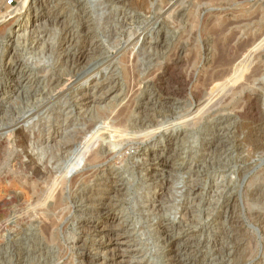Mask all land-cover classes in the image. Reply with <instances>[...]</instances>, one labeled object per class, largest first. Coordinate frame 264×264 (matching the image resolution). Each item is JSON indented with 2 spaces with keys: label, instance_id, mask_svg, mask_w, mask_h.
<instances>
[{
  "label": "rangeland",
  "instance_id": "1",
  "mask_svg": "<svg viewBox=\"0 0 264 264\" xmlns=\"http://www.w3.org/2000/svg\"><path fill=\"white\" fill-rule=\"evenodd\" d=\"M19 1L10 9H16ZM75 1L76 0H38L30 10H34L33 14L28 13L29 15H27L26 18L24 17L25 14H22L23 16H17L6 23L0 24V264H18V253L21 251V245H19L20 240L29 239V237H26L30 235L29 230L31 224L35 227L36 224H41L39 216L35 217V219L33 218L35 221H33L32 218L29 219L30 221L27 220L29 223H32H30V225L27 223L26 227H24L23 224L20 226L21 224H16L14 221L15 215L19 211L18 209H21L19 200L23 199L22 201L27 203L31 198L29 183H22L23 170L20 166L23 167L32 162L31 164L38 170L43 168L41 172L45 171L44 167L50 170L53 169L50 165L46 166L44 163L45 161H38V156L41 154L40 148L36 150L34 147L26 149L21 147V142L25 140L26 142L27 140L32 142L37 140L44 144L47 143L45 145L42 144V148L46 147L44 151H47V154L55 152L58 155L60 152L61 154L59 153V155H62L63 159L61 161L62 164L59 163L58 166L62 165V173L67 172L63 188L64 186H68L71 179L73 183L76 182L73 185L71 184L70 187H65L63 191V197L66 201L65 211H62L64 216L62 215L63 218L58 224V229H55V237L53 236L52 239L56 242L58 240V242H53L51 245L50 242H47L50 241L49 239L40 237L41 240L38 239L36 242L27 243L28 249L31 247L36 248L38 241L40 245L49 243L48 246L50 248H45L43 246L39 247L45 248L46 250L44 252L50 249L49 256L51 258H49V261L51 262L47 264H80L81 259L78 254L81 252L80 250H82L79 249L80 247L82 248V243L92 252L93 246L91 245L93 244V237L85 230L86 228L81 223L84 214H81L77 208V201L80 197V191L77 189L79 185L81 186L83 182L86 181L87 196L101 197L105 193L103 191L105 187H101L100 184H105L104 174L108 170L115 172L121 180L120 184H123L126 189L123 193L115 191L108 193L106 201L107 204H118L116 205L117 208L115 207L116 209H112V214L115 215L116 212L121 219L123 218L122 221H126H124V223L128 228L126 230L124 229L125 231H119L117 233L116 251L121 253L124 250H132L134 251V255L137 254L136 257L130 254L124 261H130V263L133 261L134 263L138 260L141 264H165L161 254V244L159 240H157L159 236H156L157 234L153 230L151 231V229L154 228L153 225L163 220L166 223L177 224V222L181 221L183 218L188 205L189 208L192 207L190 209V213H192V222H190V225L192 223L196 228L207 229L209 224H215L216 222H222L221 224L228 226L227 228H239L233 238L229 235L228 239H226V245L230 251L228 250V253L225 255L226 257L224 255L220 256L223 258L224 264H264V0H128L127 4L129 5V11H127V13L130 15L126 22L123 21V17L121 16V13L124 11V8L121 7L122 4L109 6L102 0H81V6L79 4L78 6L77 4L75 5ZM176 1L177 3L174 8L172 7L170 11H168L169 14L163 16V11L171 7ZM57 4L58 6H62L63 9L57 11L54 8V5ZM33 15H37V21H35V19L33 21ZM49 15L57 16L58 20H63V26L48 23L44 17ZM83 15L87 17L90 23V25H88V31L92 34L93 43L101 47H99L100 49L96 54H89L90 56H88L86 62L81 65L82 71H78L75 75L69 73L67 70L69 66L67 67V64L61 65L57 61L56 54H54L55 51L50 52L49 48V51H47L42 50L41 47L35 48L31 45H25L24 47L22 44L17 46L13 44L11 48L8 45L7 36L13 31L12 24L19 17L25 18L23 21L26 24L22 23L24 26V33L29 36L35 29L43 31L41 36H45L43 41L44 44L46 46L50 45L53 50L58 49L57 47L61 45L62 38L66 35V31L63 30L64 23L65 26L70 28L69 31L72 32L68 31L69 34L75 35L76 41H80L81 43V39L85 34V29L81 21ZM39 16H41L42 19ZM9 22L10 24H8ZM159 27H162L163 31L158 35L157 28ZM65 30L67 29L65 28ZM36 35L37 34H34L33 36L35 37ZM248 38L250 42H248ZM150 39L152 41L162 39L164 44H166H163V49L156 50L153 48V50L150 47L149 49L146 42L148 43ZM178 50H181V59H183V63L181 62V65L176 67V74L179 73L181 75L180 77L185 80L187 79L183 94L179 93L181 89L178 86L179 83L167 76L166 79H169V86L171 85V88H174L176 92H166L156 88L152 91V97L160 101L163 106L165 105L164 107L169 108L172 106L177 109L178 114L180 113L179 115L177 114L176 117L164 121L162 127L164 129L167 126H180L175 130L180 134L177 137L175 136L176 138L174 139V143H176L175 151H178L180 154V160L177 163L180 164L182 159L185 160V163H192V166L194 161L197 163L198 168L196 170L198 173H195V175H198V198L193 205L190 204V199L192 198L189 186L192 179L191 172H188V169L183 171L170 170L171 174L167 179L168 184L164 185L161 191V195L163 196L162 199H164L165 204L163 203V206L160 208L162 212L160 211L156 214L146 212L144 209V203L147 198L153 197L156 190L150 185V182L145 179V166L142 164V157L148 150H160L159 143L162 142L160 137L141 141V139L131 140L132 136L127 134L124 137L125 142L122 145H118L116 148L112 146V143L114 144L115 142H110V139L104 140L108 142V144L110 143L109 145L111 148H114L115 155L113 154V157L109 156L106 159L107 161L105 160L90 171L81 169L83 163L79 153L84 145H81V143L77 145L76 143L66 141L77 134L78 128L81 129L83 127L82 129H84L83 124L87 119L86 115L90 113L89 110L93 111V108L89 110L84 108L83 110V106L79 101L80 94L76 92L78 90L74 88V84L77 85V82L80 83V80L86 72H97L100 70L98 77L97 75L95 77L98 82H102L110 76L114 77V81L110 87L104 90L105 92L113 87L114 92H112L109 99L100 104L106 109L109 106V111H113L118 107L117 104L120 102L122 103L119 105L125 103L126 99L132 98L131 100L134 103L143 92V83L147 79L146 76L149 73L162 72L163 68L173 60V55H175L174 51ZM10 51H16V60L19 61L26 70L35 75L37 82L40 79L44 80L47 75L54 80L57 76L62 77L63 82L60 83L58 87L54 85V90L52 92L47 91L48 89L45 88L42 92L44 95L42 94L40 97L33 99L26 97L27 95L24 92L18 95L19 97H17L15 93L11 94L8 89H5L8 83H10L9 77L6 76V72L8 73L9 71L8 64L15 60V58L13 59L10 56ZM224 67L225 70L230 71H226L225 77L227 79L229 78L232 84L229 83L226 87L221 88V81H216V79L211 81L210 74L216 75L219 71L221 72L224 70ZM253 74L255 76H251ZM135 75L140 76L137 82L136 80L138 77L136 78ZM145 77L146 79L143 80ZM42 80H40V82H42ZM89 82L90 84L87 86L89 89L87 87L82 88L83 93H86V89L88 92L91 91V87L96 81L93 77ZM206 83L208 84L206 85ZM209 86L212 88L210 89L211 92L212 90L214 92H210ZM235 89L238 90L236 91ZM100 93L97 94L95 92L97 96H101ZM174 94H176V96ZM5 95L6 97H4ZM9 95H11V98ZM11 100L13 101L11 102ZM217 100H219V103ZM197 101L198 104H195ZM5 107L8 110H5ZM231 111L233 112L231 113ZM222 114L223 116L228 115L230 117V120L224 125L227 127V132L225 134H228L227 139L229 143L226 144V146L229 148H223L221 151L217 150V153H215L216 151L210 152L205 147L204 141L216 135L219 127L218 124L220 123L219 118L222 117ZM5 115H8L10 118H8V116L5 117ZM81 115L85 116L82 117ZM181 117H184V119H179ZM95 125L93 128L94 133L105 128L104 121H100ZM211 125L213 127H211ZM138 136L142 137L140 134H138ZM114 138L116 139L117 136ZM68 152L69 154H67ZM171 155H173V152L170 156ZM219 158H221V160ZM196 170L194 169L193 172ZM26 173L24 175L26 177L28 176L30 180L34 178V172L31 174V171L29 172V170H26ZM101 181H104V183ZM120 184L118 183V185ZM27 187L29 189H27ZM51 188L52 187L48 186L44 191L42 190L40 202L43 203L49 198L48 195L51 193ZM210 188H214L213 192L215 193L209 195L212 196L210 199L212 201L210 206H212H209V211H206V204L208 203L206 197L211 190ZM21 190H23L24 193H22ZM26 190L27 193L25 192ZM11 197L13 200L10 199ZM228 197H231L234 201L225 217H228V219L233 218V223H228V219L223 218L225 214L224 211H222L224 210L223 202ZM3 201L10 202L2 207L1 203ZM205 211L207 213H212L211 215L208 213L211 218L207 217ZM80 214L83 216L80 217ZM91 214L94 215L95 213L92 212ZM37 218L38 220H36ZM216 232L218 233V231ZM217 235L210 234L209 236L212 239ZM121 241H123L124 244ZM129 241H131L132 244L126 243ZM232 242L236 245H232ZM228 243L232 245V247ZM18 249L20 251H18ZM233 252H235V254H233ZM43 259L40 258L39 262L38 258V261H34L29 257L26 259L27 261L24 260V263L22 261L21 264H30V261L32 264H44L42 262Z\"/></svg>",
  "mask_w": 264,
  "mask_h": 264
},
{
  "label": "bare ground",
  "instance_id": "2",
  "mask_svg": "<svg viewBox=\"0 0 264 264\" xmlns=\"http://www.w3.org/2000/svg\"><path fill=\"white\" fill-rule=\"evenodd\" d=\"M19 1V0H18ZM38 0H21L18 3V7L16 9H10L11 7H9L5 1H2L0 3V24L2 23H6L9 20L14 19L17 16H20L22 14H25L24 17L26 18L27 15L33 14V11H30L33 7V5L37 2ZM60 1V0H59ZM74 1V0H73ZM104 3L110 5H120L122 4V8H124V11L121 13V16L123 17V21L126 22V20H128V13L127 11H129L128 8V0H102ZM131 1V0H130ZM226 1V0H224ZM42 2V1H41ZM173 2V1H172ZM51 3V2H50ZM81 0H76L75 1V5L79 4L81 6ZM130 3V2H129ZM177 1L171 5V7H169L167 10L163 11V16L169 14L168 11H170V9L176 5ZM47 4V3H46ZM49 4V3H48ZM54 4V3H53ZM39 5V4H38ZM50 5V4H49ZM78 5V6H79ZM44 6V5H43ZM40 7V6H39ZM113 7V6H112ZM179 7V6H178ZM53 8V7H51ZM54 8L57 11L62 10V6H58L54 5ZM87 8V7H86ZM49 9V8H48ZM77 9V8H76ZM141 9V8H140ZM145 10V9H144ZM70 11V10H69ZM81 11V10H80ZM89 12V11H88ZM157 12V10H156ZM161 12V10H160ZM159 12V13H160ZM59 13V12H58ZM63 13V12H62ZM82 13V12H81ZM147 13V12H146ZM158 13V14H159ZM68 15V14H67ZM23 16V15H22ZM169 16V15H168ZM255 16V15H254ZM18 18L15 20V22H13V31H11V33L7 36L8 40L7 42L9 43L8 45L11 46L13 44H15V46L17 45H31L33 47H41L42 50H48V48L50 49V52H54V54H56V58L57 61L62 65V64H67L68 67V71L69 73L72 74H77L78 71H82V66L86 60L88 59V56H90L89 54H96L97 51L100 49L98 44L93 43V37L92 34L89 33L88 29L90 23L87 19V17L85 15H83L81 17V21H82V25L85 29V34L83 35V38L81 39L82 42L80 43V41H76V37L75 35H72L71 31H69V27L65 26L64 23V31H66V35L62 38L63 40L61 41V45H59L57 48V50H53L52 47H50V45L46 46L44 44V38L45 36H41L43 31L39 30V29H35L33 30V33L31 35H27L26 33H24V26L22 25V23H25L23 20L25 18ZM33 21L35 19V21H37V15H33ZM41 17V16H39ZM62 17V16H61ZM159 17V16H158ZM161 17V16H160ZM117 18V17H116ZM151 18V17H150ZM162 18V17H161ZM167 18V17H166ZM179 18V17H178ZM42 19V17H41ZM45 20H47L48 23L50 24H58L63 26V20H58L57 16H47L44 17ZM76 19V18H74ZM133 21V20H132ZM159 21V20H158ZM170 21V20H169ZM11 22V21H10ZM10 22L8 24H10ZM28 22V21H27ZM30 23V22H29ZM44 23V22H43ZM42 23V24H43ZM174 23V22H173ZM172 23V24H173ZM246 23V22H245ZM26 24V23H25ZM71 24V23H70ZM73 24V23H72ZM239 24V23H238ZM241 24V23H240ZM55 25V26H56ZM68 25V24H67ZM159 25V24H158ZM237 25V24H236ZM28 26V24H27ZM163 26V25H162ZM226 27V26H225ZM26 28V27H25ZM50 28V27H49ZM65 28L67 30H65ZM157 32L158 35L160 33H162V27L157 28ZM121 30V29H120ZM138 30V28H137ZM71 32L69 34V32ZM120 32V31H119ZM144 32V31H143ZM234 32V31H233ZM34 34H37L35 37L33 36ZM111 34V33H110ZM176 34V33H175ZM232 37V36H231ZM251 38V37H250ZM249 39V38H248ZM259 39V38H258ZM248 42H250V39L248 40ZM253 42V41H252ZM251 42V43H252ZM255 42V41H254ZM79 43V44H78ZM246 43V42H245ZM250 43V44H251ZM148 48H155L157 49H163L164 48V41L162 39H157L156 41H152L150 39V41L147 43ZM164 44V45H163ZM249 44V45H250ZM145 45V42H144ZM14 46V47H15ZM256 46V44H255ZM259 46V45H258ZM240 47V45H239ZM248 47V46H247ZM149 48V49H150ZM241 48V47H240ZM259 48V47H258ZM13 49V48H12ZM246 49V48H245ZM249 49V48H248ZM254 49V48H253ZM261 49V48H260ZM16 50V49H15ZM40 50V49H39ZM154 50V49H153ZM36 51V50H35ZM41 51V50H40ZM240 51V50H239ZM14 52V53H13ZM161 52V51H160ZM175 55H173V60L170 61V63L168 65H166V67L163 68L162 72H156V73H149L146 77L143 79L145 80L143 83V92L141 94V96H139L133 103V101L131 99H126V102L119 105L117 104L118 107H116L115 110L113 111H109V106L108 108H103L100 104L109 99L110 95L112 94V92H114L113 87H111L109 90L105 91L104 90L106 88H109L110 85L113 83L114 81V77L110 76L108 79H105L102 82H98V80H96V75L98 77L100 70L97 72L94 71H89L86 72L85 75L83 76V78L80 80V83L77 82V85L74 84V88L77 89L80 94V99L79 101L81 102V105L83 106V110L84 108L86 110H89L90 108H93V111H90V113H88L87 119L85 120L83 126L84 129H79L77 131V134L74 135V137H72L71 139H69L66 142H71V143H76L77 145H79L78 143H81V145H84L81 152L79 153L80 157H81V161H82V167L81 169H87V170H91L94 169L96 166H98L99 164L103 163L109 156L113 157L112 155L114 154V148H111V146L108 144V142L104 141L107 139H110V142H115L114 144L112 143V146H115V148L118 145H122L125 140L124 137L125 135H131L132 139L131 140H136V139H141V141H147V140H151L153 138L156 137H160L162 139V142L159 143V147L160 150H156V151H149L146 152L145 154H143L142 157V164L145 166V179L150 182V185L156 190L154 193V196L151 198H147L146 202L144 203V209L146 212H151V213H158L160 212L162 209L161 206H163V203L165 202L163 198V196L161 195V191L163 190L162 187L164 185L168 184V177H170L169 175L171 174V171H183L188 169V172L190 171L192 174V179L190 181V192H191V199H190V204L193 205V203H195V201L198 198V184H197V179H198V175H195V173L197 174V168L198 165L197 163H195L192 166V163H185L181 157V163L178 164L177 162L180 160V154L178 153V151H175V147H176V143H174V139L180 134H178V131L176 132L175 130L178 129L180 126L176 125L173 127H166L163 129V122L166 120H169L172 117H176L177 116V109L170 106L168 107H164L163 104L160 101L155 100L152 97V91L154 89H159V90H164L166 92H176L174 91V88H171V85L169 86V79H166V77H170L173 78L172 80L176 81L177 83H179V87L181 88L178 92L182 93L184 92V87L187 84V79H183L182 77H180L181 75L177 73L176 67L181 65L180 63L182 62L183 59H181V50L178 51H174ZM173 52V53H174ZM243 52V50H242ZM251 52V51H250ZM258 52V51H256ZM260 52V51H259ZM38 53V52H37ZM244 53V52H243ZM10 56L15 60H13L12 62H10L9 67H8V73L6 72V76H8L7 78L9 79L10 83H8V86L5 89H8L9 92L12 94H17V97H19L18 95H20L21 93H25L29 98H37L40 97L44 91L45 88H47V91L52 92L54 89V85L55 87H58L60 83L63 82L62 77H55L56 79L54 80L53 78H51L50 76H45L44 80H42V82H40V80L37 82L35 75L32 74V72L26 70L22 64H20L19 61L16 60L17 58V53L16 51H10ZM52 54V53H51ZM53 54V55H54ZM88 54V55H87ZM132 54V53H131ZM135 56V55H134ZM175 56V58H174ZM244 56V55H243ZM247 56V55H246ZM253 56V55H252ZM129 57V56H128ZM241 57V56H240ZM245 57V56H244ZM130 58V57H129ZM168 58V57H167ZM10 59V58H9ZM128 59V58H127ZM135 59V58H134ZM234 59V58H233ZM12 60V59H11ZM19 60V59H18ZM43 60V59H42ZM147 60V59H146ZM240 60V59H239ZM56 61V62H57ZM234 61V60H233ZM243 61V60H242ZM132 62V61H131ZM134 62V61H133ZM155 62V61H153ZM183 63V62H182ZM223 63V61H222ZM226 63V62H225ZM234 63V62H233ZM190 64V63H189ZM228 64V63H227ZM223 65V64H222ZM225 66V65H223ZM62 67V66H61ZM233 67V66H232ZM60 68V65H59ZM127 68V67H126ZM132 68V67H131ZM147 68V67H146ZM222 68V67H221ZM108 69V68H107ZM129 69V68H128ZM223 69V68H222ZM227 69V68H226ZM239 69V68H238ZM102 70V69H101ZM220 70V69H219ZM258 70V69H257ZM261 70V69H260ZM160 71V70H159ZM226 71L229 70H222L221 72L219 71V73H217L216 75H211L210 80L213 81L216 79V81H221L220 85L221 88L226 87L231 80H229V78L227 79L226 76ZM237 71V70H236ZM54 72V71H53ZM61 72V71H60ZM154 72V71H152ZM217 72V71H216ZM215 72V73H216ZM230 72V71H229ZM238 72V71H237ZM2 73V72H1ZM45 73V72H44ZM52 73V72H51ZM94 73V74H93ZM55 74V73H54ZM59 74V73H58ZM66 74V73H65ZM93 74V75H92ZM133 74V73H132ZM249 74V73H248ZM257 74V73H256ZM64 75V74H63ZM92 75V76H91ZM95 75V76H94ZM237 75V74H236ZM235 75V76H236ZM62 76V75H61ZM115 76V75H114ZM136 76V75H135ZM229 76V75H228ZM251 76H255L254 74ZM2 77V76H1ZM64 77V76H63ZM94 77V80L96 81L95 84L92 85L91 87V91L88 92V90L86 89V93H83L82 88H86L89 84H90V80ZM116 77V76H115ZM130 77V76H129ZM138 77V78H137ZM186 77V76H185ZM216 77V78H215ZM232 77V76H230ZM137 80L136 82L139 80L140 76L137 75L136 76ZM133 79V78H132ZM207 79V77H206ZM238 79V78H237ZM249 79V78H248ZM244 80V79H243ZM210 81V82H211ZM235 81V80H234ZM249 81V80H248ZM251 81V80H250ZM131 82V81H130ZM208 82V81H207ZM218 82V84H219ZM140 83V82H139ZM216 83V82H215ZM253 83V82H252ZM173 84V83H172ZM208 83H206L207 85ZM214 84V83H213ZM217 84V85H218ZM232 84V83H230ZM236 84V83H235ZM43 85V87H42ZM131 85V84H130ZM135 85V84H134ZM116 86V85H115ZM129 86V85H128ZM173 86V85H172ZM231 86V85H230ZM235 86V85H234ZM139 87V86H138ZM205 87V86H204ZM209 90L212 89L211 86H209ZM72 88V87H71ZM88 88V87H87ZM135 88V87H134ZM206 88V87H205ZM214 88V87H213ZM218 88V87H216ZM220 88V86H219ZM232 88V87H231ZM68 89V88H67ZM89 89V88H88ZM219 90V89H218ZM231 90V89H230ZM236 90V89H235ZM238 90V89H237ZM236 90V91H237ZM4 91V89H3ZM46 91V92H47ZM67 91V90H65ZM64 91V92H65ZM69 91V90H68ZM137 91V90H135ZM201 91V90H200ZM232 91V90H231ZM6 92V91H5ZM91 92V93H90ZM95 92L98 94L100 93L101 96H97L95 94ZM156 92V91H155ZM177 92V93H178ZM204 92V91H203ZM209 92V91H208ZM211 92V90H210ZM212 92H214L212 90ZM211 92V93H212ZM227 92V91H225ZM230 92V91H229ZM4 93V92H3ZM217 93V92H216ZM5 94V93H4ZM50 94V93H49ZM128 94V93H127ZM131 94V93H130ZM165 94V93H164ZM224 94V93H223ZM44 95V94H43ZM47 95V94H46ZM155 95V94H154ZM176 96V94H174ZM191 95V94H190ZM211 95V94H210ZM11 95H9L10 97ZM16 96V95H15ZM133 96V95H132ZM179 96V95H178ZM6 97V95L4 96ZM13 97V96H12ZM43 97V96H42ZM59 97V96H58ZM72 97V96H71ZM131 97V96H128ZM183 97V96H182ZM194 97V96H193ZM196 97V96H195ZM198 97V96H197ZM209 97V96H208ZM253 97V96H252ZM11 98V97H10ZM220 98V97H219ZM224 98V96H223ZM226 98V95H225ZM1 99V98H0ZM17 99V98H16ZM28 99V98H27ZM73 99V98H72ZM197 99V98H196ZM218 99V98H217ZM38 100V99H37ZM205 100V99H204ZM223 100V99H222ZM228 100V97H227ZM13 100H11L12 102ZM16 101V100H15ZM28 101V100H27ZM36 101V100H35ZM125 101V100H124ZM193 101V100H192ZM208 101V100H207ZM219 100H217L218 102ZM7 102V101H6ZM78 102V101H77ZM195 102V101H194ZM212 102V101H211ZM224 102V101H223ZM9 103V102H8ZM15 103V102H13ZM12 103V104H13ZM50 103V102H49ZM79 103V102H78ZM161 103V104H160ZM213 103V102H212ZM219 103V102H218ZM226 103V102H225ZM244 103V102H243ZM16 104V103H15ZM47 104V103H46ZM198 104V101L197 103ZM215 104V103H214ZM227 104V103H226ZM225 104V105H226ZM241 104V103H240ZM9 105V104H7ZM6 105V106H7ZM171 105V104H170ZM211 105V104H210ZM213 105V104H212ZM3 106V105H2ZM16 106V105H15ZM23 106V105H22ZM30 106V105H29ZM112 106V103H111ZM175 106V105H174ZM197 106V105H196ZM10 107V106H9ZM209 107V105H208ZM6 108V107H5ZM112 108V107H111ZM13 109V108H12ZM11 109V110H12ZM19 109V108H18ZM114 109V107H113ZM179 109V107H178ZM5 110H8L7 108ZM10 110V109H9ZM26 110V109H25ZM206 110V108H205ZM15 111V110H14ZM17 111V110H16ZM67 111V110H66ZM180 111V110H179ZM5 112V111H4ZM86 112V111H85ZM233 111H231L232 113ZM2 113V112H1ZM11 113V112H10ZM60 113V112H59ZM226 113V112H225ZM3 114V113H2ZM8 114V113H7ZM86 114V113H85ZM180 114V113H179ZM178 114V115H179ZM238 114V113H237ZM1 115V114H0ZM232 115V114H231ZM243 115V114H242ZM3 116V115H2ZM8 116V115H7ZM5 115V117H7ZM11 116V115H10ZM82 116V115H81ZM85 116V115H83ZM82 116V117H83ZM90 116V118H89ZM194 116V115H193ZM200 116V115H199ZM241 116V115H240ZM262 116V115H261ZM12 117V116H11ZM15 117V116H14ZM215 117V116H214ZM251 117V116H250ZM4 118V117H3ZM2 118V119H3ZM8 118H10L8 116ZM16 118V117H15ZM89 118V119H88ZM195 118V116H194ZM200 118V117H198ZM6 119V118H4ZM175 119V118H174ZM179 119H184V117H181ZM211 119V118H210ZM9 120V119H7ZM5 120V121H7ZM11 120V119H10ZM30 120V119H29ZM220 123L218 124V129L216 132V135L213 138L208 139L207 141H204V145L207 148L208 151L213 152L216 151L215 153H217V150L221 151V149L225 148L226 149V144L229 143V140L227 139L228 134L226 135L225 133L227 132V127H225L224 125L230 120V117L228 115L223 116L219 118ZM237 120V119H236ZM100 121H104L105 122V128L102 130H100L99 132L96 131V133H94V125ZM187 121V120H186ZM189 121V120H188ZM213 121V120H212ZM21 122V121H20ZM200 122V121H199ZM234 122V121H233ZM260 122V121H259ZM14 123V122H13ZM29 123V122H28ZM103 123V122H102ZM182 123V122H180ZM17 124V123H16ZM15 124V125H16ZM19 124V123H18ZM166 124V123H165ZM174 124V123H173ZM172 124V125H173ZM183 125V124H181ZM216 125V124H215ZM14 126V125H13ZM194 126V125H193ZM192 126V127H193ZM223 126V127H222ZM15 127V126H14ZM96 127V125H95ZM162 127V128H161ZM211 127H213L211 125ZM216 127V126H215ZM12 128V127H11ZM10 128V129H11ZM254 128V127H253ZM76 129V128H75ZM101 129V128H100ZM257 129V128H256ZM71 130V129H70ZM69 130V131H70ZM96 130V129H95ZM98 130V129H97ZM184 130V129H183ZM253 130V129H252ZM255 130V129H254ZM73 131V130H72ZM186 131V130H185ZM261 131V128H260ZM200 132V131H199ZM205 132V131H204ZM240 132V131H239ZM94 133V134H93ZM69 134V133H68ZM138 134H140L139 137ZM182 134V133H181ZM251 134V133H250ZM257 135V134H256ZM255 135V137H256ZM72 136V134H71ZM90 136V137H88ZM117 136V138L115 139L114 137ZM129 136V137H131ZM176 136V137H175ZM213 136V135H212ZM235 136V135H234ZM238 136V135H237ZM261 136V135H260ZM259 136V137H260ZM34 137V136H33ZM88 137V139L86 140V138ZM185 137V136H184ZM207 137V136H206ZM23 138V137H22ZM67 138V137H66ZM244 138V137H243ZM257 138V137H256ZM230 139V138H229ZM262 139V138H261ZM260 139V140H261ZM128 140V139H127ZM126 140V141H127ZM130 140V141H131ZM184 140V139H183ZM244 140V139H242ZM249 140V139H248ZM254 140V139H253ZM257 140V139H256ZM255 140V141H256ZM5 141V140H3ZM234 141V140H233ZM259 141V140H257ZM256 141V142H257ZM136 142V141H135ZM247 142V141H246ZM254 142V141H253ZM85 143V144H84ZM243 143V142H242ZM250 143V142H249ZM42 142L40 141H30V140H26L21 142V147L23 149L29 148V147H34L36 150L37 148H40V152L41 154L38 156V161L43 162L45 161V165H50L51 168L53 167V169H48L44 166L45 171L41 172V170H38L33 164L29 163L27 165H22L23 167L20 166V168H22L23 170V177H22V183L26 184L27 182L29 183V188L27 187V189H29V193L31 195L30 201L23 202L21 199L19 200L21 204L20 208L18 209V213L15 215V222L16 224H21L20 226H22V224L24 225V227L27 226V223H29L27 220H29L30 218H34L39 216V218L41 219V224L39 222L40 225H37L36 223V227L33 226L31 224V228L29 230L30 235H27L26 238L29 237V239H22L20 240V244L21 245V251L18 249V251H20L18 254L19 256V261L18 264H21V262L24 260L27 261L26 259H28L29 257L32 258V260H37V258L39 259L40 262V258H44L43 259V263L47 264L51 261H49V258H51L50 255V249L47 252H44L46 249L45 248H50L48 246V244H44V245H40L39 241L37 242L38 244L37 247L35 248H30L28 249V242H36L38 239H40V237H45L47 239H49L51 245L53 242H56L53 239L54 231L55 229H58V224L59 222L62 220V211H65V199H64V190L65 187L63 188L64 185V181L65 177L67 175V172L62 173V165H59V163H61L63 157L62 155H58L55 153H46L44 151V148H42ZM47 144V143H45ZM44 144V145H45ZM60 144V143H59ZM67 144V143H66ZM239 144V143H238ZM257 144V143H256ZM19 145V144H18ZM126 145V144H125ZM181 145V144H180ZM203 145V144H202ZM47 146V145H46ZM259 146V145H258ZM4 147V146H3ZM51 147V146H50ZM61 147V146H60ZM59 147V148H60ZM158 147V146H157ZM158 147V148H159ZM234 147V146H233ZM239 147V145H238ZM21 148V149H22ZM58 148V147H57ZM80 148V147H79ZM229 148V147H227ZM50 149V148H49ZM55 149V148H54ZM235 149V148H233ZM153 150V149H152ZM173 150V151H172ZM179 150V149H178ZM259 150V149H258ZM44 151V152H43ZM67 151V150H66ZM181 151V150H180ZM195 151V150H194ZM227 151V150H226ZM241 151V150H240ZM239 151V152H240ZM7 152V151H6ZM30 152V151H29ZM33 152V151H32ZM31 152V153H32ZM53 152V150H52ZM72 152V151H71ZM173 155L170 156V154ZM199 152V151H198ZM74 153V152H73ZM117 153V151H116ZM144 153V152H143ZM226 153V152H224ZM3 154V153H2ZM1 154V155H2ZM13 154V153H12ZM25 154V153H24ZM61 154V153H60ZM69 154V152L67 153ZM182 154V153H181ZM214 154V153H212ZM38 155V154H37ZM115 155V154H114ZM187 155V154H186ZM231 155V154H230ZM67 156V155H66ZM121 156V155H120ZM16 158V157H15ZM203 158V157H202ZM208 158V157H207ZM75 159V158H74ZM72 159V160H74ZM221 160V158H219ZM16 160V159H15ZM32 160V159H31ZM126 160V159H125ZM134 160V159H133ZM231 160V159H230ZM107 161V160H106ZM34 162V161H33ZM75 162V161H74ZM192 162V161H191ZM36 163V162H35ZM41 164V163H40ZM62 164V163H61ZM81 164V163H80ZM203 164V163H202ZM18 165V164H17ZM43 165V164H42ZM137 165V164H136ZM111 166V165H110ZM143 166V167H144ZM230 166V165H229ZM138 167V166H137ZM8 168V167H7ZM19 168V169H20ZM212 168V167H211ZM14 169V168H13ZM196 170L193 172V170ZM26 170H29V172L31 171L35 173L34 178H32L31 180L28 178V176L26 177L24 174L26 173ZM67 170V169H66ZM171 170V171H170ZM224 170V169H223ZM18 171V170H16ZM43 171V170H42ZM68 171V170H67ZM131 171V170H130ZM205 171V170H204ZM8 172V171H7ZM86 173V172H84ZM13 174V173H12ZM27 174V173H26ZM104 174V173H103ZM118 174V173H117ZM141 174V173H140ZM182 174V173H181ZM29 175V174H28ZM227 175V174H226ZM6 176V175H5ZM105 176V184H100L101 187H105V190H103L105 193L101 196V197H97V196H87V188H86V181L83 182V184L80 186H78L79 188L77 190L80 191V197L79 200L77 201V208L78 211L81 214H84V216L82 217L81 214L79 215L80 217H82L81 219V223L82 225L86 228L85 230L93 237V244L91 246H93L92 248V252H90V249H87L85 247V245H82V248L80 247L79 249L81 252L78 254L80 256V264H141L140 262H134L132 261V263H130V261H124L125 258H127L130 254L131 256H133L134 251L130 250H124L121 253L116 251L117 248V233L119 231H125L127 228L126 224L124 223L125 220L122 221L121 217H119V215L115 212V215L112 214V209L114 210V208L116 207V205L118 204H107V195L108 193L111 192H124L126 189L124 187L123 184H120L121 180L118 178V176L115 174L114 171L112 170H108L105 172L104 174ZM123 176V175H122ZM185 176V175H184ZM97 177V176H96ZM68 178V177H67ZM70 178V177H69ZM87 178V177H86ZM242 178V177H241ZM20 179V178H19ZM85 179V178H84ZM89 179V178H88ZM204 179V178H203ZM202 179V180H203ZM13 180V179H12ZM90 180V179H89ZM201 180V181H202ZM69 181V180H68ZM77 181V180H76ZM2 182V181H1ZM102 182V181H101ZM100 182V183H101ZM14 183V182H13ZM76 183V182H74ZM72 179L69 181L68 186L70 187L71 184H74ZM104 183V181L102 182ZM118 183L120 185H118ZM67 184V183H65ZM129 184V183H128ZM201 184V183H200ZM261 184V183H260ZM251 185V184H250ZM1 186V185H0ZM3 186V185H2ZM52 187L51 188V193L49 196V198L47 200H45L43 203L40 202V198H41V193L42 190L44 191L46 187ZM67 186V187H68ZM95 186V185H94ZM19 187V186H18ZM25 187V186H24ZM66 187V188H67ZM75 187V186H74ZM128 187V186H127ZM161 187V188H160ZM159 188V189H158ZM228 188V187H227ZM237 188V187H236ZM7 189V188H6ZM11 189V188H10ZM23 189V188H22ZM95 189V188H94ZM102 189V188H101ZM158 189V190H157ZM211 190L208 192V195L206 197V200L208 201V203L205 205L206 211H209L208 209L212 206H210L211 204V198L212 196H209L210 194H213L215 192H213L214 188H210ZM48 190V189H47ZM14 191V190H13ZM22 193L23 190H21ZM149 191V189H148ZM20 192V191H19ZM27 193V190L25 191ZM231 192V191H230ZM236 192V191H235ZM234 192V193H235ZM28 193V194H29ZM152 193V192H151ZM168 193V192H167ZM233 193V192H231ZM17 195V194H16ZM9 197V196H8ZM7 197V198H8ZM29 197V196H28ZM46 197V196H44ZM169 197V196H168ZM214 197V196H213ZM47 198V197H46ZM165 198V195H164ZM221 198V197H220ZM6 199V198H5ZM11 200L12 197L10 198ZM29 199V198H28ZM78 199V198H77ZM76 199V200H77ZM215 199V198H214ZM217 199V198H216ZM16 200V199H15ZM14 200V201H15ZM43 200V199H42ZM171 200V199H170ZM18 201V200H17ZM233 201L231 197H228L224 200L223 202V207H224V216L223 218H227L225 217L228 210L232 207ZM10 202V201H8ZM8 202L3 201L2 207L5 206ZM73 202V201H72ZM189 202V201H188ZM17 203V202H16ZM119 203V202H118ZM217 203V202H216ZM262 203V202H261ZM14 204V203H13ZM74 204V203H73ZM165 204V203H164ZM189 204V205H190ZM215 204V203H213ZM71 205V203H70ZM210 206V207H209ZM214 206V205H213ZM69 207V205H68ZM72 208V207H71ZM117 208V207H116ZM115 208V209H116ZM165 208V206H164ZM192 207L189 208V206L187 205L186 207V212L183 215V218L181 219V221L177 222V224H170V223H166L164 220L160 221L158 223H156L155 225H153V229H151V231L153 230L157 235L159 236V238H157V240H159V243L161 244V254H162V258L164 259V263L165 264H224V260L222 257L220 256H225L228 253V248L226 245V239H228L229 235L233 236L236 234V232L238 231V229H233V228H227L228 226H225L224 224L222 225L221 223H215V224H209V227L207 229H199L196 228L194 225H190V222H192V213H190V209ZM69 209V208H68ZM201 209V208H200ZM13 210V209H12ZM204 210V209H203ZM213 210V208H212ZM232 210V209H231ZM263 210V209H262ZM69 211V210H68ZM140 211V210H139ZM205 211V212H206ZM16 212V210H15ZM92 212H94L95 214H91ZM162 212V211H161ZM164 212V210H163ZM194 212V211H193ZM214 212V211H212ZM218 212V211H217ZM165 213V212H164ZM204 213V212H203ZM207 213V212H206ZM209 213V212H208ZM208 213L206 214L207 217H210L208 215ZM7 214V213H6ZM77 214V212H76ZM91 214V215H89ZM145 214V213H144ZM160 214V213H159ZM210 215L212 213H209ZM217 214V213H216ZM150 215V214H149ZM161 215V214H160ZM205 215V213H204ZM64 216V215H63ZM147 216V215H146ZM230 216V215H229ZM7 217V216H6ZM78 217V216H77ZM202 217V216H201ZM205 217V216H204ZM219 217V216H218ZM2 218V217H1ZM5 218V217H4ZM126 218V217H125ZM150 218V217H149ZM155 218V217H154ZM211 218V217H210ZM217 218V217H216ZM31 219V220H32ZM33 219V221H35ZM208 219V218H207ZM233 219V218H232ZM231 218H229L227 220L228 223H233ZM241 219V218H240ZM38 220V218L36 219ZM220 220V219H219ZM234 220V219H233ZM239 220V219H238ZM5 221V220H4ZM13 221V222H14ZM30 221V220H29ZM159 221V220H158ZM194 221V220H193ZM222 221V220H221ZM224 221V220H223ZM226 221V220H225ZM38 222V221H37ZM126 222V221H125ZM236 222V220H235ZM238 222V221H237ZM257 222V221H256ZM32 223V222H30ZM29 223V225H30ZM211 223V222H210ZM226 223V222H225ZM15 224V223H13ZM63 224V223H62ZM130 224V223H129ZM153 224V223H151ZM203 224V223H202ZM78 225V224H77ZM233 225V224H232ZM231 225V226H232ZM2 226V225H1ZM208 226V225H207ZM206 226V227H207ZM230 226V225H229ZM259 226V225H258ZM234 227V226H233ZM18 228V227H17ZM29 228V227H28ZM83 228V227H82ZM202 228V227H201ZM235 228V227H234ZM125 229V230H124ZM11 230V229H9ZM16 230V229H14ZM13 230V231H14ZM26 230V228H25ZM150 230V229H149ZM4 231V230H3ZM218 231V233L216 232ZM2 232V231H1ZM26 232V231H25ZM207 235H206V233ZM220 232V233H219ZM27 233V232H26ZM153 233V232H152ZM24 234V233H22ZM212 234H218L217 236H215V238H212L209 235ZM43 235V236H42ZM223 235V236H222ZM239 235V234H238ZM245 235V234H244ZM25 237V236H24ZM55 237V236H54ZM122 238V237H121ZM236 238V237H234ZM3 239V238H2ZM41 240V239H40ZM46 240V239H45ZM57 240V239H56ZM156 240V241H157ZM230 240V239H229ZM235 240V239H233ZM239 240V239H238ZM127 241V240H126ZM19 242V241H18ZM58 242V240H57ZM56 242V243H57ZM123 242V241H121ZM130 242V243H129ZM126 242L127 244H132L131 241ZM231 242V241H230ZM250 242V241H249ZM11 243V242H10ZM233 243V242H232ZM124 244V242H123ZM229 244V243H228ZM80 245V246H81ZM230 245V244H229ZM228 245V246H229ZM232 245H236V244H232ZM232 245H230L232 247ZM40 246H43L45 248H39ZM57 246V245H56ZM116 246V248H115ZM133 246V245H132ZM159 246V245H158ZM127 247V246H126ZM134 247V246H133ZM246 247V245H245ZM238 248V247H235ZM130 249V248H129ZM250 249V248H249ZM48 250V249H47ZM17 251V252H18ZM52 251V250H51ZM230 251V250H229ZM235 251V250H234ZM238 251V250H237ZM94 252V253H93ZM236 252V251H235ZM235 252H233V254H235ZM240 252V251H239ZM53 253V252H52ZM59 253V252H57ZM56 253V254H57ZM231 254V252H230ZM250 254V253H249ZM59 256V255H58ZM55 256V257H58ZM135 257L137 256V254L134 255ZM229 256V255H228ZM248 256V254H247ZM2 257V256H1ZM8 257V256H7ZM141 257V256H140ZM139 257V258H140ZM159 257V256H158ZM226 257V256H225ZM11 258V256H10ZM56 259V258H55ZM79 259V258H78ZM133 259V258H132ZM238 259V258H237ZM129 260V259H128ZM140 260V259H139ZM229 260V259H228ZM29 261V260H28ZM38 261V260H37ZM36 261V262H37ZM59 261V260H58ZM136 261V260H135ZM226 261V260H225ZM8 262V261H7ZM11 262V261H10ZM35 262V263H36ZM239 262V261H238ZM2 263V262H1ZM28 263V262H27ZM30 264L31 261H30Z\"/></svg>",
  "mask_w": 264,
  "mask_h": 264
},
{
  "label": "built area",
  "instance_id": "3",
  "mask_svg": "<svg viewBox=\"0 0 264 264\" xmlns=\"http://www.w3.org/2000/svg\"><path fill=\"white\" fill-rule=\"evenodd\" d=\"M2 1H5V3L9 6L12 7L14 4H16L18 2V0H0V3Z\"/></svg>",
  "mask_w": 264,
  "mask_h": 264
}]
</instances>
